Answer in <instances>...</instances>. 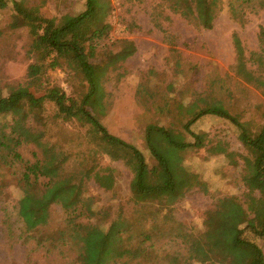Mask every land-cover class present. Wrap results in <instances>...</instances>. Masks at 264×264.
<instances>
[{"label":"rangeland","instance_id":"rangeland-1","mask_svg":"<svg viewBox=\"0 0 264 264\" xmlns=\"http://www.w3.org/2000/svg\"><path fill=\"white\" fill-rule=\"evenodd\" d=\"M12 1L36 7L46 18L77 15L86 8L85 0ZM107 1L110 11L106 22L112 30L101 45L95 47L94 62L105 63L107 56L119 52L126 42L135 48L133 56L108 69L104 83L106 96L101 108L93 103L85 106L91 115L99 118L109 134L134 146L148 165L153 166L155 160L146 142L147 128L153 124L180 126L182 118L177 111L160 114L157 107L171 100L187 104L195 93L221 100L253 135L260 131L264 124V85L245 82L235 74L233 36H238L245 50L247 69L264 81V43L259 39L261 28L264 30V11L252 13L253 7H250L243 22L234 21L229 6L236 0H221L222 8L213 28L206 30L174 14L164 0ZM13 14V2L7 9L0 10V89L3 96H7L11 88L28 83V68L36 61L31 53L29 29L13 28ZM44 82L43 87L35 89L38 96L44 95L47 87L58 86L78 107L88 91L82 76L66 64L47 73ZM57 114L55 106L46 103L40 118L31 115L27 123L32 129L45 133L44 144L69 158V170L75 168L71 164L79 163L82 165L77 170L94 166L97 170L115 171L112 192H104L93 181L88 182L86 197L93 199L99 217L81 222L94 223L108 230L111 222L122 215L133 224L130 235L134 239L143 231L150 233L155 227L176 230L178 225L187 233L200 235L207 213L216 209L221 199L233 196L244 203L250 193L246 181L250 159L239 141V130L228 120L207 115L191 127V132L204 134V146L200 149L177 151L164 136H156L157 150L164 156L167 152L172 154V167L183 166L197 177L196 186L182 200L170 210H160L157 203L133 204L130 191L134 177L133 158L112 160L103 152L97 138L87 136L90 125L82 128L77 120L65 121ZM11 120L9 115L0 116V123ZM18 153L23 161L42 158L41 149L34 144L21 147ZM9 162L10 166L0 162V264H76L75 250L67 249L64 255L48 256L44 250L37 249L26 234L17 215L22 197L19 185L22 166L19 162ZM254 196L260 195L256 192ZM50 212L51 223L44 232L64 229L66 216L61 207L53 205ZM242 228L244 237L257 244L264 254V238ZM168 242V238H161L159 246L163 248Z\"/></svg>","mask_w":264,"mask_h":264},{"label":"trees","instance_id":"trees-1","mask_svg":"<svg viewBox=\"0 0 264 264\" xmlns=\"http://www.w3.org/2000/svg\"><path fill=\"white\" fill-rule=\"evenodd\" d=\"M10 2H13L14 10L12 27L29 29L31 53L36 56V61L28 68L27 84L11 88L7 96H3L0 89V116L12 118L11 122L0 123V162L10 166L11 160L22 166L19 173L22 197L17 215L35 247L44 250L48 256L64 255L67 249H73L76 264H264L262 249L244 237L242 228L264 238V124L253 135L221 100L209 94L195 93L187 104L164 101L160 108L157 107L159 113L177 111L182 117L181 125L159 127L153 124L147 128L146 142L155 160V164L149 166L138 149L109 134L99 118L85 109L91 103L101 108L106 96L104 83L108 69L118 62H125L135 53L133 44L121 42L123 49L116 54L110 53L105 63L94 62L95 47L100 46L112 30L106 22L110 11L108 1L85 0L84 12L60 19L46 18L38 8H29L21 1L0 0V10L7 9ZM164 2L174 14L206 30L213 28L222 8L221 0ZM229 7L231 18L243 22L250 7H253L252 13L264 11V0H236ZM259 39L261 44L264 43L262 28ZM233 44L235 74L245 82L264 85L260 77L247 69L245 50L237 35L233 36ZM63 64L73 68L86 82L88 91L79 107L58 86L47 87L41 96L35 92L36 88L46 84L47 73L56 71ZM46 103L55 106L58 118L75 119L82 128L90 125L87 136L97 138L103 152L112 160L133 158L134 177L130 185L133 204L157 203L160 210H170L182 200L196 186L197 177L183 166L172 167V154L167 152L164 156L157 150L156 136H164L177 151L200 149L204 146V134L191 132V127L207 115L228 120L239 130V141L250 159L246 176L250 193L244 203L233 196L221 199L216 209L207 213L200 235L187 233L178 225L176 230L155 227L150 233L143 231L134 239L130 235L133 224L122 215L111 222L108 230L94 223L81 222L99 217L93 199L86 197L88 182L93 181L104 192H112L115 171L109 168L97 170L94 166L77 170L82 165L79 163L71 164L75 168L69 170V158L44 144L45 133L32 129L27 123L31 115L40 118ZM29 144L41 149V159L23 161L18 150ZM256 192L259 197L254 196ZM53 205L60 206L65 213L66 226L54 233H46L44 230L51 223ZM161 238L169 239L163 248L159 246Z\"/></svg>","mask_w":264,"mask_h":264}]
</instances>
